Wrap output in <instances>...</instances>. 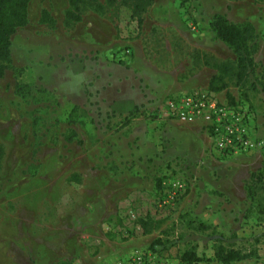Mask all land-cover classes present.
<instances>
[{"label":"rangeland","instance_id":"1","mask_svg":"<svg viewBox=\"0 0 264 264\" xmlns=\"http://www.w3.org/2000/svg\"><path fill=\"white\" fill-rule=\"evenodd\" d=\"M121 1L81 0L68 22L66 0H29L10 37L0 264H110L154 239L161 264H221L217 244L250 253L226 264H264L262 194L248 188L264 167V0H152L134 16ZM215 13L253 26L257 89L232 77L207 89L217 65L234 66L209 27ZM190 89L247 108L261 147L219 157L200 122L165 117V99ZM185 250L199 260L181 261Z\"/></svg>","mask_w":264,"mask_h":264},{"label":"trees","instance_id":"2","mask_svg":"<svg viewBox=\"0 0 264 264\" xmlns=\"http://www.w3.org/2000/svg\"><path fill=\"white\" fill-rule=\"evenodd\" d=\"M29 0H0V77L10 64V37L17 27H21L27 20V3ZM152 0H132L131 16L144 11ZM67 8L64 11L65 20L73 22L79 19V3L81 0H66ZM122 3L125 1L122 0ZM39 22L51 24L53 19L48 15L45 9L39 12ZM209 27L215 37L220 40L233 54L234 66L229 68L227 64L217 65L216 74H213L208 82L207 89L217 92L226 87V80L232 77L234 84L240 89H257L254 85L255 64L252 58L254 53V30L248 21L240 23L231 22L224 14L215 13L209 21ZM253 78V80L251 79ZM256 81V79H255ZM259 91L264 92V83L257 82ZM34 119L33 124L36 125ZM36 130V129H35ZM75 136L71 131L68 140ZM37 144L34 143L33 147ZM264 159V155H263ZM249 193L253 195L256 190L261 192V203L258 212L264 214V167L256 174L252 175ZM159 239H154L149 245V251L153 252V243ZM250 256L249 252H243L239 249L227 248L217 244L213 251V258L221 264L232 261H239ZM183 262L198 261L199 257L193 250H185L179 255Z\"/></svg>","mask_w":264,"mask_h":264},{"label":"built area","instance_id":"3","mask_svg":"<svg viewBox=\"0 0 264 264\" xmlns=\"http://www.w3.org/2000/svg\"><path fill=\"white\" fill-rule=\"evenodd\" d=\"M165 117L182 123L200 122L219 157L250 152L261 147L248 131L247 108L227 104L207 90L190 89L169 95L162 109ZM110 264H161L149 250L134 249Z\"/></svg>","mask_w":264,"mask_h":264},{"label":"crops","instance_id":"4","mask_svg":"<svg viewBox=\"0 0 264 264\" xmlns=\"http://www.w3.org/2000/svg\"><path fill=\"white\" fill-rule=\"evenodd\" d=\"M100 43V42H99ZM139 103V101L135 102L134 104H132L129 108H127L125 111H122V112H119V111H116L115 109L111 108V106H107V108H110L112 109L114 112H117V113H123V112H128L132 109V107H134L135 105H137Z\"/></svg>","mask_w":264,"mask_h":264}]
</instances>
